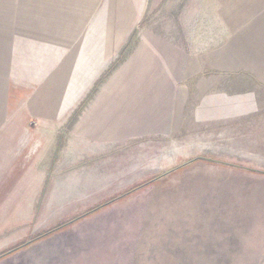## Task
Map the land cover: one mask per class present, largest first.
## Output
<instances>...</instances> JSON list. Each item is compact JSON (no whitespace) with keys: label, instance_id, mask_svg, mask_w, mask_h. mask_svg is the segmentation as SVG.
Returning a JSON list of instances; mask_svg holds the SVG:
<instances>
[{"label":"rangeland","instance_id":"obj_1","mask_svg":"<svg viewBox=\"0 0 264 264\" xmlns=\"http://www.w3.org/2000/svg\"><path fill=\"white\" fill-rule=\"evenodd\" d=\"M152 3L0 0V261L25 216L106 194L264 180V90L196 40V76L160 96L165 70L150 44L187 43L183 20ZM180 87L189 96L177 111Z\"/></svg>","mask_w":264,"mask_h":264},{"label":"water","instance_id":"obj_2","mask_svg":"<svg viewBox=\"0 0 264 264\" xmlns=\"http://www.w3.org/2000/svg\"><path fill=\"white\" fill-rule=\"evenodd\" d=\"M0 264H264V180L106 194L25 216Z\"/></svg>","mask_w":264,"mask_h":264},{"label":"crops","instance_id":"obj_3","mask_svg":"<svg viewBox=\"0 0 264 264\" xmlns=\"http://www.w3.org/2000/svg\"><path fill=\"white\" fill-rule=\"evenodd\" d=\"M151 1L153 8L162 6L161 16L175 15L178 16V21L183 20V26H185L183 40L187 43L180 45L173 43V39L169 41L162 38L158 45L150 44V49L155 52L150 57L155 58L156 62L159 60L161 68L165 70L164 76H160V81L164 80L167 83V90L166 92L164 89L159 90L160 96H173L168 90L170 82L189 80L196 76V64L198 63L196 61V49H198L196 40H204L203 47L210 48V50H225L223 55L210 56V58L214 57L211 63H220L228 69V73L240 71L244 79L255 82L253 83L255 91L264 90V0ZM179 2L186 3H183L181 7ZM196 33L204 35L196 38ZM146 47L149 48V46ZM187 71L189 73L185 75ZM175 94L178 111L184 106L189 93L185 91V88L180 87L175 90ZM194 95L196 96V86ZM255 95L256 93L253 92L239 97L242 111H249V103L255 102ZM219 98L222 101H232L231 96L224 98L220 95ZM205 105L208 106L207 103ZM219 106H213L212 114L217 112L216 108L223 110V106L220 108ZM225 109L230 112L235 111L232 107ZM194 114L196 116V110ZM30 196L31 199L34 198L31 194Z\"/></svg>","mask_w":264,"mask_h":264}]
</instances>
